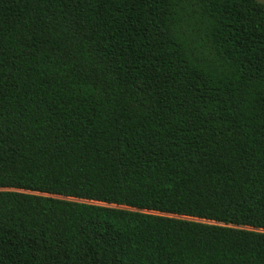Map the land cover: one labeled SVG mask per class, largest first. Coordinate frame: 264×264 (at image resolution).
<instances>
[{
	"label": "trees",
	"instance_id": "trees-1",
	"mask_svg": "<svg viewBox=\"0 0 264 264\" xmlns=\"http://www.w3.org/2000/svg\"><path fill=\"white\" fill-rule=\"evenodd\" d=\"M0 264H264V2L0 0Z\"/></svg>",
	"mask_w": 264,
	"mask_h": 264
},
{
	"label": "crops",
	"instance_id": "crops-1",
	"mask_svg": "<svg viewBox=\"0 0 264 264\" xmlns=\"http://www.w3.org/2000/svg\"><path fill=\"white\" fill-rule=\"evenodd\" d=\"M259 1L264 2V0H259Z\"/></svg>",
	"mask_w": 264,
	"mask_h": 264
}]
</instances>
